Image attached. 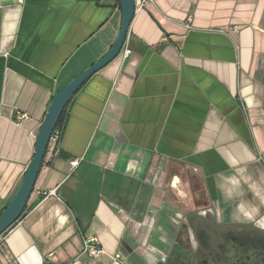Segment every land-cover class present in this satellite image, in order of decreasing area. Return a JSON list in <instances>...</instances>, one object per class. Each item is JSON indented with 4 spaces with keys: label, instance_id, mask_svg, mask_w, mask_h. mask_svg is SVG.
<instances>
[{
    "label": "crops",
    "instance_id": "1",
    "mask_svg": "<svg viewBox=\"0 0 264 264\" xmlns=\"http://www.w3.org/2000/svg\"><path fill=\"white\" fill-rule=\"evenodd\" d=\"M121 22L119 0H0V214L54 97L108 54ZM56 131L27 210L0 238V264H67L87 238L105 252L93 264H112L117 253L123 264H157L148 247L162 245L158 228L174 212L259 227L264 0H153ZM189 177L192 191L182 187ZM126 217L156 222L145 246ZM183 231L176 240L193 242Z\"/></svg>",
    "mask_w": 264,
    "mask_h": 264
},
{
    "label": "flooded vegetation",
    "instance_id": "2",
    "mask_svg": "<svg viewBox=\"0 0 264 264\" xmlns=\"http://www.w3.org/2000/svg\"><path fill=\"white\" fill-rule=\"evenodd\" d=\"M209 213H175V219L180 216V221L175 223L172 218L161 228L163 233L158 230L166 233V241L157 249L167 257L157 264H264V229L249 223L226 224ZM172 228L190 230L194 241L176 240L175 232L170 234Z\"/></svg>",
    "mask_w": 264,
    "mask_h": 264
},
{
    "label": "water",
    "instance_id": "3",
    "mask_svg": "<svg viewBox=\"0 0 264 264\" xmlns=\"http://www.w3.org/2000/svg\"><path fill=\"white\" fill-rule=\"evenodd\" d=\"M119 3L122 13L121 28L118 38L111 50L100 61L85 70L81 75L61 90L51 102L47 116L44 119L37 135L33 159L25 173L18 191L0 215V238L3 237V235L23 216L46 156L51 137L56 130L68 104L88 80L111 64L121 54L127 40L131 23L136 13L134 0H119Z\"/></svg>",
    "mask_w": 264,
    "mask_h": 264
},
{
    "label": "built area",
    "instance_id": "4",
    "mask_svg": "<svg viewBox=\"0 0 264 264\" xmlns=\"http://www.w3.org/2000/svg\"><path fill=\"white\" fill-rule=\"evenodd\" d=\"M152 2L153 0H134L135 13L144 11ZM130 53L131 52L129 50H125L124 58H128ZM60 137H61V133L55 130L51 137L50 143L57 144L60 140ZM78 164L79 161L75 160L71 163V166L76 167L78 166ZM54 193L55 192H51L50 195H54ZM180 219H181L180 216H177V218L175 219V223L177 221H180ZM126 221L128 222L131 229L134 231V233L137 235L140 244L145 246L146 242L148 241V239L155 230L153 220H151L152 222L150 221L149 224H147L146 226H142V224H137L133 221V219L128 217H126ZM158 230L161 231V228H158ZM165 241H166L165 236L162 235L159 238V242L165 244ZM148 249L152 253H156L158 255V259L155 263L157 262L160 263L165 261L167 257L166 253L159 251L154 246H151V248L148 247ZM104 254H105L104 250L100 247L99 242L95 238H87L84 241V246L80 256L76 260L69 262L67 264H86L84 263V259L86 258L90 262L87 264H93L94 262L98 261ZM124 260L125 258L122 256V254L117 253L112 257V264H123Z\"/></svg>",
    "mask_w": 264,
    "mask_h": 264
},
{
    "label": "rangeland",
    "instance_id": "5",
    "mask_svg": "<svg viewBox=\"0 0 264 264\" xmlns=\"http://www.w3.org/2000/svg\"><path fill=\"white\" fill-rule=\"evenodd\" d=\"M170 174H166V178H165V181H164V185L166 186L167 184H168V182H169V180H170ZM185 183H187L188 185H189V187L191 188L192 186H194V188H196V185H197V182L196 181H194V180H192L190 177L189 178H187L186 179V181H184V182H182V187H186L185 186ZM193 188V189H194ZM181 189H184V188H181ZM185 190V189H184ZM197 190V189H196ZM186 192H187V190H185ZM190 191H192V188H191V190ZM180 202H186L185 200H183V201H180ZM185 204V203H184ZM184 208H185V205H182ZM180 207V206H179ZM199 207V206H198ZM177 213V212H176ZM173 215V216H172ZM171 216H170V218H174L175 219V213L174 214H172ZM175 230H174V228H172L171 229V231H170V234H171V232L173 233ZM171 240V239H170ZM172 240H173V238H172Z\"/></svg>",
    "mask_w": 264,
    "mask_h": 264
},
{
    "label": "clouds",
    "instance_id": "6",
    "mask_svg": "<svg viewBox=\"0 0 264 264\" xmlns=\"http://www.w3.org/2000/svg\"><path fill=\"white\" fill-rule=\"evenodd\" d=\"M255 211L256 210L253 209L251 212L246 213V215L248 216L249 219H252L253 218ZM257 224H258V226L260 228L264 229V221H258Z\"/></svg>",
    "mask_w": 264,
    "mask_h": 264
},
{
    "label": "trees",
    "instance_id": "7",
    "mask_svg": "<svg viewBox=\"0 0 264 264\" xmlns=\"http://www.w3.org/2000/svg\"><path fill=\"white\" fill-rule=\"evenodd\" d=\"M61 119H62V118H61ZM61 119H60V121H59V123H58V125H57L56 130L60 127ZM5 209H6V208H5ZM26 210H27V208H26ZM26 210H25V211H26ZM2 213H3V212H2ZM2 213H1V214H2ZM24 213H25V212H24ZM1 214H0V215H1ZM23 215H24V214H23ZM10 229H11V228H10ZM10 229H9V230H10ZM9 230H8V231H9ZM8 231H7V232H8ZM7 232H6L3 236H5V235L7 234Z\"/></svg>",
    "mask_w": 264,
    "mask_h": 264
}]
</instances>
